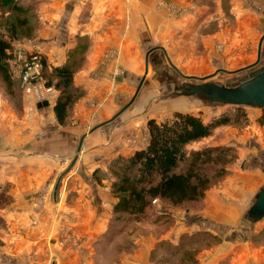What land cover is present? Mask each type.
I'll return each instance as SVG.
<instances>
[{"label":"rangeland","instance_id":"1","mask_svg":"<svg viewBox=\"0 0 264 264\" xmlns=\"http://www.w3.org/2000/svg\"><path fill=\"white\" fill-rule=\"evenodd\" d=\"M50 1L9 0L6 4L0 5V38L7 40L11 46L9 49L10 59L6 63V70L11 79L10 86L4 81L0 70V162H11L12 159L18 158L19 153L25 152V149L28 150L30 145H33L34 149L36 142L38 146L45 143V140L40 139L44 134L43 131L45 133L49 131L39 130L48 126V124L42 123L38 110L39 106L44 103L31 109L27 102V95L21 87L20 77L17 75L16 66L22 64L16 58L17 52L24 50L25 56L29 57L30 51L35 45L33 43L37 44L43 59V70L41 71L43 79L47 86H50L47 81L55 85H52L54 89L53 98L50 100L52 103L53 100L57 101L63 90V84L57 77L55 68L61 67L67 62L70 50L81 41H78L77 27L68 26L69 23L64 18L65 10L61 6H58L61 8L60 10H57L54 5L47 6L45 3ZM158 4L166 11L167 17L171 20L180 19L196 8H206V13L210 15L206 18L205 12H200L204 19L197 23L200 26L198 32L193 33L198 36L195 40L198 47L195 48L193 54L182 53L181 64L176 63L177 65H175L181 69L183 74L207 77V80L227 86L225 84L228 82L236 84L238 77L249 71L246 67L257 62L258 44L264 35V0H158ZM217 9H222V11L216 13ZM245 14L258 15L261 22L254 18H250L248 22L242 21ZM53 16H55L54 19L48 20ZM47 27L51 28L49 34L45 33ZM204 36L210 38L208 44L204 42L205 40H201ZM87 38L84 61H86L90 41ZM156 38L157 35L154 38L155 41L160 39ZM85 42L82 40L80 44ZM169 42V39L165 40L166 45ZM19 43L21 45H18ZM41 44L43 46L50 45L54 51L64 53V63L62 65L49 63L44 73L45 65ZM65 44L70 45L66 46ZM149 45L155 46L157 42ZM150 46L143 45L140 55V60H142L140 76L138 80H135L134 86L126 89L119 86L114 88L113 92L114 94L117 92L118 96L117 99H114L117 102V107L113 111L112 117L135 96L145 75V56ZM262 46H264V42ZM120 53L121 48L109 47L105 49L100 56L99 66H104L111 61L117 63ZM167 54L160 48L150 53L149 70L136 98L113 119L111 130L115 132L111 135H115L117 140L116 150H112L107 158L99 161L101 166L97 167L92 174L102 187V191L108 192V199H110L109 205H106L107 209H104L102 214L103 222L107 223L106 230L97 238L89 237L87 232H84L85 236L79 235L77 231L69 228L81 221L83 216L75 212H62L63 210L60 208H54L53 214L37 215L36 218H41V222L33 223L29 227L22 224L23 227H21V223L17 222L19 216L14 212L16 208L13 198H11V194H7L13 188L14 182L3 181L0 182V234L5 233L6 236H10L7 237L8 240H12L9 242V251L21 256V259H18L11 255L12 257H7L8 262L11 261V264H132L130 260L136 256L134 260L140 264H199V262L202 263L201 259L208 257L209 252H213L212 250L219 254L223 244L226 245L225 251L228 249L231 251L233 247L226 244L225 240L231 236L232 229H238L233 232L239 233L237 236L239 240L247 239L245 241L246 251L245 255L234 261L241 262L240 264H264V215L262 219L259 218L252 224L243 216L253 195V189L255 190L264 182V173L261 171V167L264 165V108H259L257 105L251 106L246 102L239 106L209 104L205 99H196L188 94L174 97L175 89L169 79L170 77L181 79L184 76L179 74L172 65L173 55ZM168 57L172 59L170 60ZM84 61L80 68L74 72V86L69 90L76 101L70 108L65 123L60 124L57 120L56 127L58 128L72 130L77 127L84 129L86 126L84 120L75 116L76 104L85 99L89 93L91 94L89 88L77 84L74 80L75 75L83 67ZM162 65H164L163 69H161ZM183 65L196 66V68L185 69ZM220 66L231 72H217V68ZM98 73L96 72V74ZM119 74L122 72H118ZM184 78L186 80L187 77ZM187 80L199 82L192 78H187ZM94 98L90 103L92 107L98 108L104 104L102 99ZM175 112L193 113L200 116L205 123L216 119L227 121L214 127L210 137L187 143V158L193 151L204 148H213L215 155L220 154L218 158L223 160L221 164L208 162L198 167L202 174L210 179V188L200 199L178 206L170 204L167 200L154 199L144 216L113 214L110 208H113L116 198L111 192L110 183L114 180L110 169L111 165L119 156H128L131 150L146 145L149 141L147 126L149 119L154 118L158 122L166 121ZM48 123L52 124L49 117ZM37 128L38 134H42L41 137L38 135L34 140L33 136H35ZM49 128L52 127L49 126ZM75 131L86 132L88 130ZM20 137L22 138L20 139ZM27 140L29 143L26 142ZM53 143H55V139ZM53 143L47 140V146L38 147V152L45 153L46 151L49 154L48 148ZM78 145L76 143L69 152L70 163L75 157L83 160L85 154L93 158L92 150L85 149L84 144L79 149ZM69 164L56 174V181L62 172L68 169L71 165ZM3 168L0 167V171L5 175L6 171ZM11 169L13 170L14 167ZM183 169H185V163H181L178 167V170ZM48 170L50 169L48 168ZM67 172L63 173L60 185L63 178L67 176ZM76 174L82 176L81 180L86 181L92 176L86 174L82 165L76 168ZM87 175L88 178H86ZM64 183V191L67 192L69 181ZM201 213L212 218V221L209 224L204 222L191 225L192 222H196L195 215L200 218ZM94 217L97 218V216ZM170 233L174 238L172 240L166 237ZM24 234H28L32 242L30 248L26 247L20 251L19 242L17 243L16 240L18 235ZM84 240L89 245L83 246ZM3 244H7V242L5 243L0 235V245ZM219 249L220 251H218ZM148 250L149 259L147 261H143L142 256L136 255L148 252ZM232 254L231 251L230 255L220 259L217 264H239L232 262ZM67 256L77 259L69 260Z\"/></svg>","mask_w":264,"mask_h":264},{"label":"crops","instance_id":"2","mask_svg":"<svg viewBox=\"0 0 264 264\" xmlns=\"http://www.w3.org/2000/svg\"><path fill=\"white\" fill-rule=\"evenodd\" d=\"M45 4L47 6L54 5V7H57V10H60L61 8H58V6H61L62 9L65 10L64 12H66L64 18L69 23L68 26L72 28L77 27L78 29V41L83 40L85 42L87 37L90 40L87 48V56L85 58L86 61H84L83 67L78 71L74 78L77 84L89 88V92H91V94L89 93L85 99L80 100L75 106V116L86 122L85 128L87 129L77 127V129L67 130L65 128L56 127L57 117H55L53 111V105L56 101L53 100L52 103H50V101L47 105H40L38 110L41 114V121H43L42 123L48 124V126H44L39 130H49L47 133L43 131L44 134L40 139L43 141L45 140V143L41 142L43 144H39L38 146L36 142L34 144V149L32 148L33 145L29 144V152L25 149V152L19 153L18 158L12 159L11 162H0V167H4L3 170L6 171L5 175L0 171V182L7 180L14 182L13 188L10 189V192L8 191L9 193L7 194H11V198H13V204L16 208L14 212L19 216V221L17 222L21 223V227H23V225L29 227V225H32L33 223L41 222V218H36L37 215L53 214L54 208H60L63 210L62 212H75L78 215L83 216L81 221L71 225L69 229L77 231L79 235L82 236H85L84 232H87L89 237L97 238V236L106 230L107 223L103 222L102 214L104 209H107L106 205H109L110 199H108V192L102 191V187L93 178L92 174L97 167L101 166L100 162L103 161L104 158H107V155L111 153L112 150H116L115 144L117 143V140L115 135H111L115 132L114 130H111L113 125L112 123L114 121L111 119L117 114L116 113L113 117L111 116L117 107V102L114 99H117L118 95L117 92L114 94V88L117 86L125 89L127 87H132L134 86L135 80L139 79V70L142 64L140 55L144 44L150 46L149 44H156L157 42V45L152 47L150 46V49L153 51L159 49L160 46L164 47L166 54L170 53L173 55V59L171 58L172 60L168 57L171 60V63L174 66L177 64L180 65L182 62V53L186 52L193 54L195 48L198 47V43L195 42L198 36L193 35V33L198 32V28H200V26L197 25V23L201 22V19H204L200 15V12H205L207 15L205 16L206 18L210 17V15L206 13V8H196L178 20H171L167 17L166 11L159 6L158 0H51ZM215 11H217L216 13H219L222 9H217ZM243 17L242 21L245 20L248 22L250 18H254L255 20L261 22L258 15L255 14H245ZM54 18L55 16L49 17L48 20H52ZM50 29V27H47L45 29V33L49 34ZM156 35V39H158V37L160 38L157 41L154 39ZM166 37L170 40L168 45L165 44V40H168ZM201 40H205L204 42L208 44L210 38L204 36ZM263 42L264 35L260 38L258 44V48L260 47L259 49H261L259 62L251 66L253 67L252 69L251 67H249L250 69L247 68L249 71L239 76L236 84L228 82V84L225 85H239L242 80H245L246 77L250 75L249 73L251 71L264 69ZM65 45L68 46L70 44ZM50 47V45L43 46V44H41V53L43 52L42 55L44 56L46 64L49 65L50 63L52 65H62L65 61V54L56 52L53 50V47ZM109 47L121 48L119 61H117V63L111 61V63H106L104 66L100 67V56L103 51ZM161 67V69H163L164 65ZM183 67L185 69L196 68V66L185 65H183ZM220 69L229 71V69L221 66L217 68V71ZM178 70L181 69L178 68ZM96 72L99 73L96 74ZM118 72H122V74L118 75ZM192 79L199 80V82H191V80L188 81L187 78L185 80L184 77L181 79L170 77L169 80L172 82L175 90L176 86L183 83L203 84L211 81L213 83L220 84L219 82L213 80H207V78L203 80L196 78ZM221 84L224 85L223 83ZM94 97L102 99L104 104L98 108L92 107L90 103H92L91 100H93ZM192 97L202 99L195 96ZM206 102L209 104L218 103L221 105H243L241 103H220L208 100ZM252 105L253 104H251V106ZM258 107L263 108V106ZM48 117L49 121L52 122L51 125L48 123ZM99 124L103 125L91 131L93 127ZM49 126L52 128H49ZM39 130L37 128L36 134L33 136L35 139L32 137L34 140H36L38 135L40 136L42 134H38ZM75 130L88 131L77 132ZM211 135L212 134L204 137L203 139H206ZM21 138L22 137H20V139ZM54 139L55 143H53ZM28 140L26 142H28ZM47 140H50V142L53 143L50 144V147L48 148L49 154L46 151L45 153H39L37 148L42 145L47 146ZM81 141L82 144H84L83 147L85 149L92 150L93 158H90L87 154H85V158L83 160L74 159L70 163L68 158L69 152H71V148L76 143L80 145ZM188 144L186 147H188ZM146 145L131 150L129 155L136 149L144 148ZM68 164L70 166L67 170L62 172L61 175H64L63 173L68 170L69 172H67V176L63 178L60 185L57 183L60 182L59 179L56 181L55 176L58 172H61L62 169L64 170ZM80 165L84 167L86 174L92 175L89 179H87V181L81 180L82 176L76 174V168ZM12 167H14L13 170L11 169ZM48 168L50 170H48ZM261 171L264 173V165L261 167ZM86 178H88V175ZM67 180L70 185L67 192H65L63 185H65L64 182ZM263 187L264 182L255 190L253 189V195L251 196L250 203L243 214L245 220L251 224L255 223V221L248 217V212L254 204L259 191ZM215 200L217 199L215 198ZM217 204L219 205L218 202ZM110 209H112V207ZM95 211L99 213H96ZM94 216H97V218ZM195 216L196 222H192L191 225L201 224L204 222L209 224L212 221V218H209V216L204 215L203 213H201L200 218L197 215ZM234 230L236 231L238 229H232L231 236L227 237L225 243L230 247H233L231 249L233 253L232 262L240 264L241 262L234 260H237L236 258L245 255V241H247V239L239 240L237 238L239 233L233 232ZM171 234L172 233L166 236L167 239L169 238L172 240L173 236H171ZM0 235L3 241H5V243L7 242V244L0 245V258H2L0 262H4L0 264H11V261H7V257H12L11 255L16 256L15 258L21 259L19 254L9 251V242L12 240H8L7 237L10 236H6L5 233H1ZM17 237L18 239L16 241L17 243L19 242L18 246L20 251L26 247L30 248L32 240L29 238L28 234L21 236L18 235ZM87 244L89 245V243L84 240L83 246H87ZM83 246L82 248H84ZM225 246L226 245L223 244L222 250H218L220 251L219 254L215 253L214 250H212L213 252H209L208 257L201 259L202 263L199 262V264H217L220 259L226 258L227 255L231 254V251L230 249L225 251ZM92 250L94 251V249ZM149 250L148 252L145 251L136 255H138V257L142 256V260L147 261L149 259ZM67 258L69 260L77 259L73 256H67ZM135 258L136 256L131 258V263L140 264V262L134 260Z\"/></svg>","mask_w":264,"mask_h":264},{"label":"trees","instance_id":"3","mask_svg":"<svg viewBox=\"0 0 264 264\" xmlns=\"http://www.w3.org/2000/svg\"><path fill=\"white\" fill-rule=\"evenodd\" d=\"M8 1L0 0V5ZM80 42L82 40L70 50L67 62L55 68L56 75L63 84L62 93L54 105V112L60 124L65 123L70 108L76 101L69 90L74 86V72L84 61L86 43ZM10 47L7 40L0 38V70L9 86L11 79L6 70V63L10 59ZM44 65L45 73V60ZM47 83L54 85L49 81ZM226 122L216 119L205 123L200 116L190 112H175L171 118L162 122L154 118L149 119L148 144L128 156H119L111 165L114 177L111 192L116 198L112 208L113 214L139 217L147 213L152 201L157 198L178 206L203 197L205 191L210 188V179L204 176L198 167L208 162L221 164L223 160L218 158L220 154H214L213 148L195 150L187 158L186 144L209 136L214 127ZM181 163H185V169L178 170Z\"/></svg>","mask_w":264,"mask_h":264},{"label":"water","instance_id":"4","mask_svg":"<svg viewBox=\"0 0 264 264\" xmlns=\"http://www.w3.org/2000/svg\"><path fill=\"white\" fill-rule=\"evenodd\" d=\"M162 50L165 51V48L160 46ZM260 48V47H259ZM261 49L258 51V60L254 64L248 65L246 68H249L255 64H257L260 60L261 56ZM152 49H150L146 54V67H145V75L148 73L149 69V55L151 53ZM173 65V64H172ZM174 66V65H173ZM174 68L184 77L187 78H196L203 80L207 77H199V76H187L183 74L180 70H178L177 67L174 66ZM221 71H228L224 69H220ZM218 70V71H220ZM217 71V72H218ZM231 72V71H228ZM250 75L246 77L245 80H242L241 83L237 86L232 85H221L216 84L213 82H207L203 84H192V83H183L181 85L176 86V90L173 93V96H178L181 94H188L192 95L198 98H202L208 101H217V102H231V103H249L253 105L263 106L264 107V69H260L258 71H251L249 73ZM145 75L142 78L141 83L139 84L135 96L132 98V100L125 106H129L133 100L136 98L139 89L141 88V85L145 79ZM230 86V87H229ZM44 104H48V102H44ZM122 108L115 116L116 118L124 109ZM112 118L111 120H113ZM109 120V121H111ZM105 124V123H104ZM103 124H99L92 128L91 131L96 129L97 127L101 126ZM84 138V137H83ZM82 144V141H81ZM81 144L79 145V149L81 148ZM77 157H75V160ZM62 175L59 178V181L61 179ZM59 183V182H58ZM58 185V184H57ZM264 215V187L259 191L256 200L254 201V204L251 206L248 212V217L252 219L253 221H256L259 218H262Z\"/></svg>","mask_w":264,"mask_h":264},{"label":"built area","instance_id":"5","mask_svg":"<svg viewBox=\"0 0 264 264\" xmlns=\"http://www.w3.org/2000/svg\"><path fill=\"white\" fill-rule=\"evenodd\" d=\"M33 44L35 45L30 51L29 57L25 56L24 50L17 52L16 55L18 62L22 63L16 66V69H18L17 75L20 77L21 87L27 95V102L31 109L37 108L38 104L49 103L54 92L53 86H47L43 79L41 72L43 70V59L37 44Z\"/></svg>","mask_w":264,"mask_h":264},{"label":"bare ground","instance_id":"6","mask_svg":"<svg viewBox=\"0 0 264 264\" xmlns=\"http://www.w3.org/2000/svg\"><path fill=\"white\" fill-rule=\"evenodd\" d=\"M130 6V5H129ZM166 6V5H165ZM169 7V6H168ZM165 8V7H164ZM171 8V7H170ZM170 10V9H169ZM178 19V18H177Z\"/></svg>","mask_w":264,"mask_h":264}]
</instances>
